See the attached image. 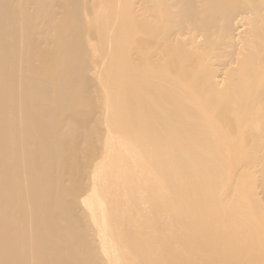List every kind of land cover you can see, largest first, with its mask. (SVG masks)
<instances>
[{
  "label": "bare ground",
  "instance_id": "bare-ground-1",
  "mask_svg": "<svg viewBox=\"0 0 264 264\" xmlns=\"http://www.w3.org/2000/svg\"><path fill=\"white\" fill-rule=\"evenodd\" d=\"M259 221L264 0H0V264H264Z\"/></svg>",
  "mask_w": 264,
  "mask_h": 264
},
{
  "label": "rangeland",
  "instance_id": "rangeland-1",
  "mask_svg": "<svg viewBox=\"0 0 264 264\" xmlns=\"http://www.w3.org/2000/svg\"><path fill=\"white\" fill-rule=\"evenodd\" d=\"M160 58H154L152 61L153 62H155V63H159V64H162V61H161V59L159 60ZM123 163V160L122 161H117V162H115V163H113L112 165H111V168L112 169H114V171L116 172V176H118V174L120 173V170L123 168V166H121V164ZM104 190V189H103ZM103 190L99 193V195H98V198L99 197H101L102 199H114L115 197L113 196V195H111L110 193H107V192H103ZM169 193H167V195L166 196H169L168 195ZM151 195L149 194L147 197H148V202H150L151 200H152V198H149ZM177 210V209H176ZM178 212H179V210H177L176 211V214H178ZM170 214H172V220H173V222H179V223H181L182 221H181V219L180 220H178V219H176L175 218V214H173L172 213V211L170 212ZM258 230H260V231H264V225L259 221V223H258ZM261 229H263V230H261ZM107 230V232H108V236H110L111 237V241L114 239V240H116V238H115V236H114V234H112L111 233V230H110V228H107L106 229ZM175 233L177 234V235H175L176 237V245L178 246V243L179 242H181L183 239H184V236L186 235V234H183L179 229H175ZM264 233V232H263ZM261 237V238H260ZM263 237V238H262ZM260 238V239H259ZM180 240V241H179ZM179 241V242H178ZM263 241V242H262ZM152 242V245L153 244H155L156 242H158V240H156V241H151ZM258 242L260 243V242H262V243H264V234H262V235H260L259 237H258ZM258 244V243H257ZM194 252H196V251H194L193 250V254H194ZM182 254L183 255H185V251L184 250H182ZM129 258V256H126L125 257V260H127ZM197 257H189L188 259L190 260V262L191 263H195V259H196ZM162 259V258H161ZM156 260H159V258L158 259H156ZM133 262H135V260L133 261ZM210 262V264H212L211 263V261H209ZM205 264V263H204Z\"/></svg>",
  "mask_w": 264,
  "mask_h": 264
}]
</instances>
